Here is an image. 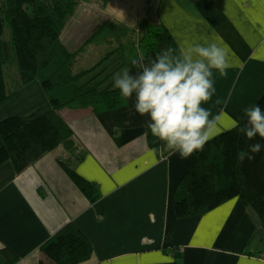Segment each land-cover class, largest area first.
<instances>
[{"label": "crops", "instance_id": "0c3cea01", "mask_svg": "<svg viewBox=\"0 0 264 264\" xmlns=\"http://www.w3.org/2000/svg\"><path fill=\"white\" fill-rule=\"evenodd\" d=\"M109 19L135 27L139 36L155 26L154 36L138 44L146 63L164 28L180 47L215 43L226 51L227 76L214 73L216 95L203 105L220 114L219 133L243 120L264 93V0H79L62 38L77 49ZM101 45L103 55L104 45L91 43L79 62ZM128 68L136 72L131 63ZM134 103V96L125 101L114 90L64 104L59 110L78 137L73 154L60 145L22 170L11 159L0 166V251L9 247L18 257L14 264H41L44 242L73 223L93 246L89 259L74 264H264L260 216L241 198L177 214L175 190L196 152L181 159L152 146L141 126L149 117L136 113ZM51 107L36 79L0 108V120ZM59 156L96 184L97 199Z\"/></svg>", "mask_w": 264, "mask_h": 264}, {"label": "trees", "instance_id": "16d2710c", "mask_svg": "<svg viewBox=\"0 0 264 264\" xmlns=\"http://www.w3.org/2000/svg\"><path fill=\"white\" fill-rule=\"evenodd\" d=\"M78 4L79 0H0V108L36 79L52 104L49 110L27 117L11 115L0 120V166L11 159L22 170L60 145L73 154L78 137L59 108L88 95L118 90L112 86L113 76L139 55V40L151 35V29L139 36L135 27L109 19L77 49H71L62 32ZM91 43L103 44L105 52L92 66L79 69V56ZM168 47L180 48L172 32L164 28L157 34V53ZM257 104L264 110V93ZM245 122L246 117L238 124ZM154 139L149 131L150 144L158 148ZM257 142L264 144L259 136L248 141L233 126L196 151L175 190L177 214L204 213L239 197L258 212L264 232V150L237 166V152ZM68 159L59 156L91 200L97 199L96 184L77 174ZM41 248V264H74L93 253L92 244L73 223L62 227ZM17 258L9 247L0 251V264H14Z\"/></svg>", "mask_w": 264, "mask_h": 264}, {"label": "clouds", "instance_id": "9594fccd", "mask_svg": "<svg viewBox=\"0 0 264 264\" xmlns=\"http://www.w3.org/2000/svg\"><path fill=\"white\" fill-rule=\"evenodd\" d=\"M226 51L215 43L195 42L179 50L168 47L154 59L145 62L143 55L131 59L136 69L122 68L113 76V88L128 101L135 97L134 109L149 117L141 125L150 131L154 143L161 144L169 155L189 158L194 152L219 134L220 114L214 115L203 105L216 95L214 73L226 77L230 65ZM216 104L226 101L217 98ZM246 122L234 125L239 134L252 141L257 136L264 141V110L257 104L244 110ZM264 150L262 143H250L237 152V166L251 161Z\"/></svg>", "mask_w": 264, "mask_h": 264}, {"label": "rangeland", "instance_id": "374dc122", "mask_svg": "<svg viewBox=\"0 0 264 264\" xmlns=\"http://www.w3.org/2000/svg\"><path fill=\"white\" fill-rule=\"evenodd\" d=\"M150 29L152 30V34H153L152 36H154V32L153 31L156 29L155 26L151 25ZM139 41H142V40H139ZM95 47H98V48L95 49L94 51L93 50L92 51H88L87 53H85V55L82 58H80L82 61L78 62V65H77V67L79 69L83 68V67L92 66L93 64H95L101 58L102 55H100V52L102 50V45L101 46H95ZM57 151H59V150H57Z\"/></svg>", "mask_w": 264, "mask_h": 264}]
</instances>
